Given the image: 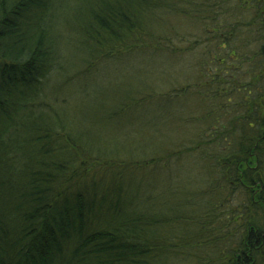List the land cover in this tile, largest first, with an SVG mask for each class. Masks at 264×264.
Returning a JSON list of instances; mask_svg holds the SVG:
<instances>
[{
	"label": "trees",
	"instance_id": "1",
	"mask_svg": "<svg viewBox=\"0 0 264 264\" xmlns=\"http://www.w3.org/2000/svg\"><path fill=\"white\" fill-rule=\"evenodd\" d=\"M256 3L0 0V264H264Z\"/></svg>",
	"mask_w": 264,
	"mask_h": 264
},
{
	"label": "rangeland",
	"instance_id": "2",
	"mask_svg": "<svg viewBox=\"0 0 264 264\" xmlns=\"http://www.w3.org/2000/svg\"><path fill=\"white\" fill-rule=\"evenodd\" d=\"M260 3H264V0H260ZM260 3H256L255 6H259ZM185 33V31H184ZM181 51V50H180ZM183 56L189 55L188 53H186L185 51H181ZM190 57V56H189ZM187 57V58H189ZM238 63V62H236ZM182 63H171L170 64V68L175 66V69L178 70L179 67H181ZM229 66L228 63H226V67L224 68L225 70L227 69V67ZM222 67V66H221ZM203 68L201 66L198 67V70H202ZM173 70H170V74H173L174 72ZM207 71H210L212 74L219 72L220 68L218 69V71H216V68L212 65H210L207 69ZM107 73V72H106ZM159 73V72H158ZM190 79L192 77H189ZM210 77H206L203 78L201 76V79H204V84H208L207 81H209ZM212 78H215L212 77ZM183 75H177L176 73L170 76V78H168V81L166 82V84H160V90L161 91H165L166 89H170L175 83L179 84V86L181 84H184L185 82L188 81V79H184ZM182 80V81H181ZM176 81H181V82H176ZM216 81V80H214ZM106 83H109V81H107ZM181 83V84H180ZM226 96L221 97V99L225 98ZM253 101V100H252ZM183 106L177 105L176 107L173 108H169L168 109V114H166L163 110L158 109L156 107H152L149 108L145 111L142 112V116H140L139 118V122H135L134 126L136 128L137 134L133 133L134 137L139 138L140 140H142L145 137V131L150 129L151 127L156 126V129L154 131V134L152 136H149V140L151 142H159V143H167V141H169L170 138L177 136L175 134V132L179 129L176 128L173 130V128L178 124L177 120L175 121V119L178 118L179 115L176 114V110H180ZM185 108H187L186 106H184ZM146 139V137H145ZM157 164H162V162H158ZM171 167L173 169H176L179 167V165L177 164H172ZM181 185L184 186L181 182H178V186L179 188H181ZM263 263H264V259H263Z\"/></svg>",
	"mask_w": 264,
	"mask_h": 264
}]
</instances>
